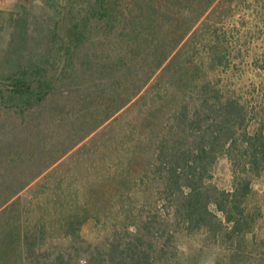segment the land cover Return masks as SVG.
<instances>
[{
	"label": "trees",
	"instance_id": "obj_1",
	"mask_svg": "<svg viewBox=\"0 0 264 264\" xmlns=\"http://www.w3.org/2000/svg\"><path fill=\"white\" fill-rule=\"evenodd\" d=\"M218 1L45 0L54 23L41 51L27 17L18 18L11 42L18 59L0 80V216L11 210L0 231V264H186L170 250L176 236L167 225L173 223L176 231L205 233L226 250L227 264H250L256 251L264 253L258 242L262 209L250 202L254 179L264 167V123L252 132L248 103L231 83L221 86L211 76L212 70L231 67L221 34H205L206 17ZM201 44L207 56L192 60ZM179 59L185 62L170 79L191 73L199 102L193 98L178 105L169 130L155 141L146 145L148 139L139 135L127 155L125 190L115 192H121L115 200L119 209L106 212L88 203L65 212L58 231L70 238L75 252L48 248L45 240L56 226L26 222L15 208L23 191ZM201 71L208 78L200 81ZM52 132L66 140L53 141ZM138 148L150 151L148 170L162 179L173 223L156 213L137 223L142 214L129 196L131 177L142 165ZM225 151L236 172L231 189L213 182V168ZM109 214L117 220L113 234L84 246L80 240L91 217L101 221Z\"/></svg>",
	"mask_w": 264,
	"mask_h": 264
},
{
	"label": "rangeland",
	"instance_id": "obj_2",
	"mask_svg": "<svg viewBox=\"0 0 264 264\" xmlns=\"http://www.w3.org/2000/svg\"><path fill=\"white\" fill-rule=\"evenodd\" d=\"M230 1L219 0L206 17L209 28L207 27L205 34H214L215 30L221 34L231 61L228 71L218 70L215 73L212 70L211 76L221 86L231 83L240 93L242 101L248 103L250 112L247 122L253 132L264 123V7L259 0H234L233 6L229 4ZM21 17H27L28 29L37 36L38 51L44 48L43 36L54 23V14L45 4V0H0V80H3L2 76L7 74L18 59L13 54L11 42L16 22ZM196 50L192 60L197 61L201 55L207 56L208 50L203 44ZM188 51L185 48V57ZM184 62L185 60H177L168 73L159 80H153L130 106L93 132L23 191L20 206L16 205L15 208L20 207L21 216L26 222L34 224L38 220H45L56 226L55 229L51 227L45 240L48 248L57 251L58 248L64 247L67 253L75 252L70 238L64 237L58 231L65 212L74 206L88 203L92 206L97 204L106 212L108 208L119 209L121 203L115 200L121 192H115H118L120 187H125L121 180L127 179L124 176L128 175L127 155L131 153L134 144L138 143L139 135L148 139L146 145L155 141V138L169 130L178 105L186 100L194 101L193 98L199 102L200 93L191 82V73L177 81L170 79V73L179 69ZM184 70L186 71V66ZM199 75L200 81L208 78L202 71ZM138 124L137 131L135 127ZM52 134L55 142L66 140L65 136L61 137L53 132ZM139 157L142 158V165L136 166L138 172L133 173L134 176L131 177L133 190L129 196L136 204L138 212L142 214L137 223L155 213L161 216L160 219L173 223L174 210L167 194L161 191L164 187L162 179L148 170L152 169L153 164L150 151L139 149L137 158ZM234 175V165L225 151L213 168V182L223 189H231ZM253 186L254 192L250 195V202L262 209L258 242L261 244L259 249L263 251L264 167L260 175L255 177ZM10 211L0 216V231L5 228L11 215ZM116 221L110 214L103 215L101 221L91 217L83 229L80 242L83 241L84 246L87 243L106 242L116 228ZM129 225L134 229L133 222ZM167 227L168 232L174 231L176 236L170 250L176 253L177 260L181 259L186 264L190 260L198 264H227L226 250L207 240L205 233L176 231L179 228H176L174 223ZM84 250L86 258L87 249ZM262 254L264 253L256 251V259H252V263L264 264Z\"/></svg>",
	"mask_w": 264,
	"mask_h": 264
}]
</instances>
